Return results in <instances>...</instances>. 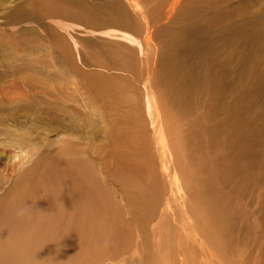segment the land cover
I'll return each mask as SVG.
<instances>
[{"label":"rangeland","instance_id":"obj_1","mask_svg":"<svg viewBox=\"0 0 264 264\" xmlns=\"http://www.w3.org/2000/svg\"><path fill=\"white\" fill-rule=\"evenodd\" d=\"M5 1L7 0H0V8L4 7L3 4ZM40 1L41 2H39V5L35 7L36 12L38 13L36 16H31V17H28L22 20H19V19L10 20L9 23H5V24H3L2 22H1L2 24L0 23V150H5V149L13 150V148H16V149L22 148L23 149L22 151L24 150L27 151V152L25 151L26 154L25 153L22 154V157L24 155L26 156L27 154L31 156V158L29 157V155H27L26 157L24 156L22 158L23 160L26 159V161L22 160L25 163L22 166H20V169L19 168L16 169L15 174L12 176L13 179L11 177V181L7 179L5 173H3L4 171L0 169V172H1L0 173V197H3L6 200L11 194H14L16 199L20 197L22 206L26 203V201L30 200L26 203V205H24L26 207L23 206L24 208H27V204L30 205L31 207L28 206L27 208L30 212H31V208L34 207L33 205H35V207L33 208L34 210L39 208L40 210L49 209L50 211L51 205L47 207V205H49L48 204L49 202H47V200L50 198L51 195L49 196L48 194H51V193L59 194L61 192L60 189H62V186L60 185V181L62 179L63 171L62 172L59 171V168L61 167L58 166V164L54 160L55 158H52L51 156L48 155L50 154L49 152L50 147L46 146L49 148L45 149L42 147L43 144L45 143L44 145H46L47 144L46 142L49 139L50 140L53 139V141H57L58 138H61L63 136L72 135L71 137H74V138L76 136L77 138H82L83 139L82 141L88 140L91 144L95 142L97 148L106 146L108 147L107 152H111L116 157L115 158L112 155L113 156L112 162L115 166L113 164H112L113 166L112 165H108V166L110 168L112 166V173L115 176V179L114 178L113 179L117 180V181H114V184L116 183L117 184L114 185L112 183L113 182L112 180L111 184L114 186V190L112 193L107 192L106 187H103L100 189V186H98V189L96 190L98 193L97 200H99V204L101 207V208L98 207L99 210H97V218H98L97 221L99 224L101 221L102 223L103 222L104 223L103 224L101 223L100 225H98L99 227L95 224V228L94 227L89 228L88 226H86L84 229L80 230L78 233H77L78 229L70 230L65 227H60L61 229L59 228L57 229V227H59V225L57 224H51L55 229L51 226L53 230L52 229H49V230L54 231L56 234H58V231L59 232L62 231L61 234L63 235L69 232L70 233L74 232L73 234L75 235L71 236V237H74L73 239L70 238L71 241L70 239L63 237L60 234L62 238L58 239V242L60 243L58 242L57 243L58 245L60 244L61 248L62 247L65 248V246L68 245L66 246V251L67 250L74 251L73 249L75 248L76 252L85 253L84 250L88 251L89 246L93 249H96L98 247V249L100 248L101 250H103L105 247L106 251H108L106 253V255L107 254L108 255L105 257H108L109 253H110L109 257H111L112 255L115 254V252H117V250L121 249L120 248L121 246L119 245V240L117 239L124 238V240L123 239L122 240L124 242L123 247L125 249H128L127 244H130L131 240H134L131 244L134 248H136L137 246V249H135L134 251L130 249L128 250H130V254L135 253L136 255L139 254V252L141 251V246L145 241H146L145 243H148V244L150 242L152 257L153 259H155V256L157 257V254H158L156 250L155 241L158 240L160 234H156V235L154 234L151 224L149 225L147 224L145 230L143 229L144 232H146V234L149 233V235L146 236L145 233H142L140 231L141 227L136 223L138 222L136 220H140L142 211L139 212L140 207L138 203L135 200H133L135 201L133 203V201L131 200V198L133 197L131 194L132 192H135V190L138 189L137 187L136 189L132 190V188L135 186V183L137 185V183H139L142 178H143V182L146 180L143 184L144 188L142 189V191L146 190L147 195L150 197V198H144L145 199L144 202L147 204V207H148V202L146 200L149 201L151 199L152 188L153 186L158 184V182L153 180V172H156V170L153 171L152 169V164H153L151 162L152 160L150 161V159L147 158L148 155H144L145 154L143 150L144 147L142 146L143 144L145 145V143L153 144V141L155 143V140L153 138V131L156 126V121L160 117V121L162 120V126H163L162 129L164 130L165 136H170L174 140L175 142L174 144L177 145L178 142H180V140H182L183 142H187L186 140L188 139V141L192 143L194 149L196 148L199 149L197 154L198 155L203 154V156L205 155L206 157V158L203 156L199 157L196 154L193 156V161L189 160L191 155H187L190 153H187V154L185 153L184 155L185 150H183V147L187 149L186 148L187 144L185 146H182L183 142L180 143V145H177L178 147L175 145L173 148L175 149L177 147L176 149L178 150L180 146L179 150L183 151L182 154L186 157L190 156L186 159V162H185L186 164L184 163L185 159L182 160L184 156L183 155H182L183 157L181 156L180 154L181 152L180 153L178 152L179 157L178 155L176 156L177 158L176 161L177 162L180 161L182 165H185V166H182V165L180 166L181 168L180 170L182 171L183 175L179 171L180 174L178 173V178L180 179L183 178L181 177L182 175V176H185L186 179H183L185 181H183L182 179L181 180L178 179V180H180L179 182H181L182 186L184 185L183 190L186 192L188 191L187 193L189 197L191 198L189 199H190V204H191V201H192V204L189 206L194 205V207L192 206L190 208L188 206V208L190 209L189 212L192 213V211H194V209H192L191 211V208H195L196 210L197 206L202 207L204 206L203 204L205 203L206 205L204 207L207 208V210L202 211L205 208L200 209V210L203 213L207 211V214L204 213V215L207 217L206 218L202 217V219L201 218L199 219L200 221L202 220L205 221L209 217L208 219L209 223H208V220L205 221V223H207V227L203 226L205 224V223L203 224V221H202V224H200L201 222L199 223V221L197 220L198 222L197 224L202 225V227L200 228V225L198 227V225L195 224L196 223L195 220L191 218L192 214L195 215V212L192 214L188 213L189 209L187 208L188 210L185 213L181 208H177V207L173 208L175 205L172 206V210L174 214L172 211H170L169 217L163 222V228L165 230V238L163 237L162 241H163V244L166 246L167 264H175V263L176 264H186V263L214 264L213 262L215 261L218 264H224V263L226 264H264V165L263 163H260L259 167H258L259 164L256 167H254V165H251L249 161L242 160L243 168L241 172V176H242L241 178V176L238 174L237 165L236 167H234V164L230 162L227 169L224 168V170L222 171L225 177H219L221 179L220 180L218 179V176L217 177L215 176V175H219L220 167H216L219 165L212 164L213 160H212V155L210 153L211 146L207 148V146H205L204 144V138L207 136L206 131H205L206 126L209 123L213 122V120L209 122L213 118H210L209 114L207 115V111L205 110L202 104L204 100H206V98L207 99L210 98L213 100L214 95L216 97L214 98V101L217 102V97H220L219 93H221L222 91H220L218 88H214L215 86H217V84L216 85L213 84L214 85L213 88H209L208 90H206L207 86L205 85V83H208L209 80H204L206 79L204 77L205 76L204 71L206 69L207 64L204 67L202 66L200 62L198 65H196V62L198 60L195 59V57L197 53H201L204 56L206 55V49L204 47V43L206 42L207 38L202 33L198 32L197 27H193L191 16L189 14H185L183 17H180L175 21L174 29L169 34L173 42L171 45L163 49L165 52L175 55V57H181L183 59H186L187 60L186 62H190V67H194V71L198 77H191L185 71L186 76L184 78L186 79V82L183 83V87L189 88L191 92L190 96L188 97L189 99L188 100L185 99L186 101H188V103L186 102L188 105L185 106L183 104L182 98H181L182 95L179 94L178 95L179 97L176 96L177 92L176 90H174L175 88L177 89L175 85L180 84L179 82L180 80H165L164 77H162L160 80H156L157 78L156 77L157 74H156L154 78L155 80L153 79L147 80L152 85V89L154 91V96H155V102L159 106V114H157L156 112L157 110H153V116L151 115L152 116L151 118L150 113H149V108L146 103L147 97L149 96L148 93H151V92L146 91V89L144 88V83L147 81L145 80V78H141L144 74L145 75L147 74V66L144 61L141 67L139 65V47L132 42L131 31L121 32L118 29L112 30L113 32H115V35H110V37L116 38L115 43L118 46L117 52L115 53L110 52L112 56L106 55L105 57H103L105 53H100L98 52V49H94L93 47H90L87 45L81 46V44H78V47L81 46L82 52L80 51V53H78L76 52L77 43L75 42V36L73 34H67V32L63 30V28L62 29L60 28V24H57L54 26V28L49 29L48 18H43V14H42L44 12H47L43 10V8H45L46 10H48V8L49 9L51 8L56 12V15L59 13L57 16L63 17V15L65 14L68 15L69 17L68 19L72 18L70 20H71V23L73 24L75 21L73 20V18L77 17L76 13H78V17H79V12L77 8H75L73 5H71L68 2H67L68 4L64 3L65 5H67L66 7L64 4L63 6L62 4L59 5V3L61 2L63 3V1H60V0L59 1L56 0L58 3L55 0H51V2L49 0L48 1L40 0ZM161 1L162 0H146L145 2L146 7L150 9V14L147 15L148 20L155 17ZM234 1L237 5L236 11L237 12L239 11L240 13L243 12L242 15L240 16L237 15V23L235 24L234 30L239 31V32L235 33V35L244 33L248 31L249 28H252V27H263L262 29H259L263 34L262 39L256 43L257 53L255 54V59L258 60L260 56L259 54L264 53V10L262 9V6H261V2H263L264 0H260L261 2L259 0H250V2H247L245 0L243 1L234 0ZM238 1L240 3H237ZM44 2H47L48 4ZM55 2L57 3L58 7L57 5H54L56 4ZM224 3H226V6H234L233 5L234 2L232 3V0H224ZM245 3H247L248 6H246L247 4ZM240 4H241V7L242 6L244 7L240 8ZM201 5H202V2L195 0L193 3L192 12L198 9ZM238 5H239V8H238ZM245 7L249 9L246 10ZM206 8L209 9L210 7L207 5ZM244 10L247 14L244 13ZM249 12L250 13L254 12V14L252 16H249L248 15ZM231 19L227 18L225 20V23L227 20H231ZM36 20L37 22H35ZM68 22L70 21L68 20ZM227 26H233V24L230 23V21H228ZM200 28L205 31L210 30L211 35L213 37L220 36V38H227L228 36L231 35L228 33L223 34V32L218 33V32L213 31L212 29L214 28V26H213L212 21L209 18H205V22L203 20V22L200 23ZM242 30H244V32ZM50 37H53V38H50ZM242 38L243 40L241 42V47H248L250 44V34L244 35ZM62 41H64V43ZM150 43H151V40H150ZM65 46L67 47L69 46L68 47L69 52L72 50L74 53V57H76V54L80 55L81 53H82L81 56L89 55L91 59L93 57H99L97 60L94 61L97 64V66L95 67L93 65L89 67L85 65L84 62L82 63L80 59L78 60L77 57L76 59H74L73 57L68 56L67 55L68 53L64 51ZM132 50L134 52V56H132ZM144 50H146V46H144ZM144 50L142 52V55H145ZM232 53H233V50L231 49V47L228 45H224L221 47V49L218 51L215 57L219 60L226 61L228 60L229 55ZM113 54H118L120 58L114 57ZM187 54L189 55L188 57H187ZM212 55H215V54L211 53V56ZM231 59L233 61L235 59V55ZM252 61L255 62L254 59H252ZM262 62H263V65L260 68V71L264 73V59L262 60ZM142 68H143L144 74L140 77L139 74ZM107 69H111V72L110 70H107ZM253 73H254V69L245 74L238 75L237 78L239 81L235 82V80H233L237 84L238 91L240 89V91L245 93V91L247 90V87L253 89L251 92L253 96H251V99H250V102L252 100L253 104H251L252 102L251 103L249 102V98L247 99V103L251 104L253 108L250 109L251 105L250 106L245 105L244 107L246 110L242 108L240 113L231 112V115L228 116V118L230 117L235 118V119L239 118L238 122H236V125L240 124L241 120L243 121V123L240 124L239 131H232L233 128L229 129V124H227L228 130L227 131L224 130V132L227 134L226 136H222V139H221V155L222 156H224L228 151H229L228 153H231V154L234 153L233 151H239L240 148L238 144L237 145L232 144L231 146V142L239 141V139L237 140V137L239 135L242 137L243 135L246 134L247 137L253 139V134L255 133L254 135H256V137L259 138L261 141L260 136L264 132V125L262 126V124H264V100L261 101L264 98V84L262 86L258 85L256 87L254 85L247 86L249 80H251L253 76ZM86 74H89L90 76ZM192 79H195V83L190 85L187 81L192 80ZM202 81L204 84L202 83ZM211 81L213 82L214 80H211ZM63 83H66L68 84L70 88H73L72 89L73 93L77 92V94H80L81 100L79 102V105L81 107L85 105L89 109H91L93 105H97V109H98V110L96 109L97 117H95L91 132H90V129L88 130V128H85L86 126L82 127L80 125H78L76 129L73 130L75 132H73L72 130L66 131V132H60L58 134L60 137L56 135V132H48L49 130H47V125L41 117L43 114V108H41L40 105L37 106L34 102H38L37 98L41 99L40 97L46 94V86L48 84H58L59 85ZM160 87L163 89H161ZM211 90H213L214 92ZM208 91H209V94H208ZM216 91L219 93H217ZM225 91L223 90L222 92L223 96H221V98H224V96H226V98L230 99L231 98V96L229 95L230 93L225 92ZM60 94L61 95H59L60 96L59 100H62L64 98L63 97L64 94L62 92H60ZM25 97H27L26 100L22 101L25 99ZM30 99H33V100H30ZM24 103H26L28 106L30 104V106L27 107V105L25 106ZM192 103L196 105L194 106L192 105ZM218 104H221V103H218ZM21 105H22V108H21ZM104 106L107 108V110L109 109L108 115L110 114L111 117L113 118L112 123L107 122L106 119L102 116L103 114L100 112V108ZM197 106L199 107L197 108ZM25 107L27 109H24ZM56 107L59 108L60 103H57ZM219 108L220 107H218L217 109ZM243 109H244L245 114L242 112ZM197 111H200V112L198 113ZM200 114H203V115L200 116ZM215 114L216 116L218 115V113L216 112ZM205 115L207 116L205 117ZM252 115H254V117H252ZM250 118L251 120L255 119L256 123L258 121V124H256L254 120L253 122L255 124L251 125L250 123L249 126H250V129H252L251 134L248 133L249 132L248 130L244 129V127H246L244 121L245 120L248 121V119L250 121ZM205 120H207V122H205ZM108 121H110V119H108ZM78 123L82 125L86 123L84 116H80L78 118ZM257 127L261 130V134H260V130ZM89 134L91 135L93 134L91 136L92 138L90 137ZM86 135L88 137H86ZM143 135L145 136L143 137ZM191 136L193 138L194 137L196 138L193 139ZM230 136L231 138L233 137L232 138L233 140H231ZM235 138L236 140H234ZM21 139H24V140H21ZM194 140H196L195 143H194ZM23 141L25 142V144ZM16 142L22 143L23 145H26L27 143V145L23 146L19 144L20 146H18V143L16 144ZM29 143H31L30 144L31 146H29ZM184 144L185 143H183V145ZM56 147H58V145ZM28 148H29V152H28ZM138 150H139V154H138ZM195 151L197 152V150ZM125 152H126V155H125ZM32 153H34V155ZM151 153L155 156L156 158L155 160H157L156 163L160 165V161L157 158V156L153 152ZM27 157L29 158L30 161L27 159ZM106 157H107V154L105 153V159H108ZM113 159L116 161H113ZM204 159H207V161L205 160V162H201V160L203 161ZM136 160H138L139 162L138 161L136 162ZM209 160L211 162H209L208 164ZM260 160H262V157L260 158ZM149 161H150V165H149ZM189 161L190 163H188ZM180 162L178 163L179 165H180ZM141 164H142V167H141ZM118 166L120 167L119 170L117 168ZM188 166L189 168H187ZM201 167H203L202 169H204L205 167H207L208 169L207 170L204 169L205 171L204 172L199 169ZM212 167L218 169L217 174L216 172H214L215 175H213L214 173H213ZM195 169L198 171L200 170L199 173L198 171L194 172ZM53 170H55V172ZM96 172H97L98 178H102L105 175L106 176L108 175L106 174L107 171H103L102 173L100 170H97ZM232 172H235L234 176L230 175ZM196 173L198 174V176L199 175L201 176L199 177L196 176L197 175ZM205 173L207 174V176H205L206 175ZM136 174L141 175L140 178L141 177L142 178L137 180L135 176ZM122 176H124V178ZM211 176L217 179H212ZM209 178L212 179L211 182L209 181L210 180ZM198 179L200 181L205 180V183L202 185V189H203V186L205 185L204 190H201V186L200 188H197L198 190L200 189L203 192L202 196H201V193L199 194L200 190L197 191L196 189V186H197L196 182L197 183L200 182ZM160 180L161 181L158 184L160 185L159 188L161 190L160 191V203L157 208V211L154 214V216H152L148 210L147 214L143 216L144 218H146L147 216L153 217L154 222H158L157 220L160 218L159 214L164 208V205H163L164 198L168 197L171 194V187H170L169 182L163 181L162 179ZM206 180L209 181L210 183L209 182L206 183ZM216 180L219 183H217ZM191 181L192 182L195 181L194 182L195 184L193 183L194 186L192 183H190ZM165 182H167V185H166L168 186L167 188L165 186L166 184ZM118 184L120 186H117ZM187 184L189 186L191 184L192 188H190ZM206 184L207 185L209 184V185L207 186ZM71 186H73V184ZM67 187L68 185L66 186V189ZM187 187H189V190ZM117 188L120 189L119 192ZM161 188H164V189H161ZM193 188H195V190H193L192 192ZM66 189L64 190L65 192H66ZM165 190L168 191V193L165 192ZM116 192H118V194ZM127 194H129V197L127 196ZM195 195H197V197ZM22 196L24 197V199L22 198ZM46 196L48 197V199H46L47 198ZM203 196L205 197L204 199H203ZM215 196H218L219 199L217 200L218 197H215ZM121 197H124L125 200L124 199L123 200L127 203L126 205L127 207L124 206L123 200ZM192 197L193 198L195 197V199H193ZM200 197L201 199H203V201L199 199ZM212 197L215 199V201H218L220 206H218L219 204H216L215 201L213 202L214 199ZM21 198L23 199V202ZM197 198L198 200H196ZM129 203H130V206H129ZM213 203H215V205H213ZM211 204L212 206L210 207ZM134 206H136L137 208ZM215 206L220 207V209H218V207L215 209L214 208ZM131 207H134L135 209H133V211H136V212L133 213ZM209 208L212 209L210 211L213 212V215H211L213 217L209 216V213H210V211L208 210ZM130 209H131L130 212H132L133 214L129 212ZM137 209H138L139 214H137ZM214 209L215 211H217L218 209L217 214L219 213L218 216L221 217L222 219L218 218L217 215L214 214L215 212ZM44 210H41V211L45 213ZM196 211H199V208ZM176 212H179L180 216L178 215V213L176 215L175 214ZM203 213L201 214L197 213V214L204 216L202 215ZM200 215L199 217H201ZM197 217L198 216L196 215L195 218ZM214 217L215 218L217 217V219H219L217 223L220 221V219H221V222L223 223L221 224L219 222L217 224L216 222H214L216 221V219L213 220ZM123 218H125V220H123ZM211 221H212V224L215 223L213 225L214 228L212 227V225L211 227L209 225L211 224L210 223ZM117 223L121 224V226H119L121 228H118ZM193 223H194V226H193ZM169 224H173L171 225L173 227L172 228L173 230L169 228L171 227L169 226ZM215 225L217 227H220L221 225V230L219 231L217 227H215ZM203 227L206 229L208 228L207 231L213 232V235L215 238L212 237L213 235H210L212 239L209 237L212 240L211 243L213 244L210 243V240L207 236L209 234L208 232L206 233V229H203L205 230V233L201 232V229ZM92 228H94L95 230L93 229V231L91 232L90 229ZM156 228L158 229V226H156ZM180 228L184 230V232L182 231L183 232L182 234H181ZM98 229H99V234L101 238L99 236L96 238V241L98 242L96 244L95 237H92V235L97 236ZM118 229L123 230L125 233L127 230L128 238H126V235L124 233H121L120 231L116 233L115 231ZM198 229L200 231L199 236H202L205 240L206 238H208L207 241H209L210 245H212V248H215L216 251L213 250L209 246V244L208 245L203 244L204 249L199 248L200 247L199 243L201 240L203 243H208L207 241H204L202 237H198V242H199L198 244L197 242H193L186 237V232H192L193 230L198 231ZM170 230L173 233H170L169 232ZM175 231L178 234H174L176 233ZM139 232H140V235L143 234L145 237L143 238V236L138 235ZM214 232H216L215 233L216 235L217 233L221 232V235H219L221 239L218 238V236H215ZM107 234L109 235V237ZM133 234H136L137 236L135 235L134 237ZM170 234L176 235L177 239L179 240H175L176 239L175 236H174L175 237L174 240L178 242L180 241V243L178 244L175 242L174 244V241L172 238L173 236ZM180 235H183V237ZM75 236L79 238L76 237L75 239ZM147 238H150V239H147ZM232 238L234 239L232 240ZM216 239H220L222 242L218 240H217L218 242H216ZM87 240L89 243L87 242ZM213 240L215 241V243ZM64 241L66 242L64 243ZM91 241H93L92 242L93 245L92 243L91 245H89ZM183 241L185 242L183 243ZM71 242L73 243V245L71 244ZM106 242L108 244H106ZM181 242L183 244L182 246H185L183 248H180L182 252L179 250V247H181ZM193 244L197 245L194 247V248L197 247L195 249V252H194V248L191 250V247L193 246ZM173 245H176L178 247V248L176 247L178 250L176 248L174 249L176 250V252L172 251ZM188 245H191L190 248ZM80 246L81 247L84 246L82 247L84 250L80 248ZM78 247H79V250H78ZM196 250L198 252H196ZM206 251H207V254H206ZM64 252L65 251H63V253ZM112 252H114V254ZM174 253H176V256ZM185 253L187 254L189 253V254L187 255ZM197 253L198 254L200 253L201 255L199 254L200 256H198ZM173 255H174V258H173ZM189 255L191 257H189ZM206 255H209V256H206ZM182 257L183 259H181ZM195 257L197 258L198 262L196 261ZM188 258L190 261L195 260L197 263L189 262V260L187 262L186 260ZM192 258L193 259L195 258V259L192 260ZM111 259L109 260L110 261L109 263L113 264L114 262L112 261L114 260V258L112 257ZM212 259H214L215 261L214 260L212 261ZM220 259H222L224 262ZM104 264H106V262Z\"/></svg>","mask_w":264,"mask_h":264},{"label":"bare ground","instance_id":"obj_2","mask_svg":"<svg viewBox=\"0 0 264 264\" xmlns=\"http://www.w3.org/2000/svg\"><path fill=\"white\" fill-rule=\"evenodd\" d=\"M7 1L4 2V4H3L4 7L0 8V23L2 22L3 24L9 23L10 20H17V19L22 20V19H25V18H28L31 16H36L38 13L36 12L35 7L37 5H39V2H41L40 0H7ZM49 1L51 2V0H49ZM57 1H59V0H57ZM60 1H63V3L61 2V3H59V5L62 4V6H63L64 3L68 2L71 5H73L75 8H77V10L79 12V17H78V13H76L77 17L73 18V20H75L74 23L73 24L71 23L70 19H72V18L68 19L69 17L66 14L63 15V17L57 16L59 13L56 15V12L51 8L50 9L48 8V10L43 8V10L47 11V12L42 13L43 18H48L49 29L54 28V26L57 24H60V28L61 29L63 28V30L66 31L67 34H73L75 36V42L77 43L76 52L80 53V51L82 50L81 46L87 45V46L93 47L94 49H98V52H100V53H105V55L103 57H105L106 55L112 56L111 53L117 52V48H118L117 44L115 43L116 38L110 37V35H115V32H113L112 30L118 29L121 32L131 31L132 42L139 47V65L141 67L143 65V61H144L146 66H147V74L146 75L144 74V71L142 68L139 76L141 77L144 74L141 78H145L146 81L151 80V79L155 80L154 78H155L156 74H157L156 80H160L162 77H164L165 80H180L179 81L180 84L176 83L177 85H175V86L177 87V89L175 88L174 90H176V92H177L176 96H178L179 94L182 95V97H181L182 102L185 106L188 105L187 104L188 101H186L185 99L188 100L189 99L188 97L190 96V93H191L189 88L183 87V83L186 82V79L184 78L186 76L185 71L191 77H198V76L196 75V73L194 71V67H190V62H186L187 60L183 59L181 57H175V55H173L171 53H167L163 49H165L167 46L171 45L173 42L172 39L170 38L169 34L174 29L175 21L178 18L183 17L185 14H189L191 16V21H192L193 27H197L198 32L202 33L207 38L206 42L204 43V47L206 49V55L204 56L201 53H197V55L195 57V59L198 60L196 62V65H198L199 62L202 64L203 67L207 64L206 69L204 71L205 72L204 77L206 78L204 80H209L208 83H205V85L207 86L206 90H208L209 88H213V86L217 84V86H215L214 88H218L222 92H223V90L225 91V89H226L225 92L230 93L229 95L231 96L230 99L226 98V96H224V98H221V96H223V93L221 92L222 93L221 94V93L217 92L218 91L217 90L216 92L220 94L219 95L220 97H217V102L221 103V104H218L216 101H214V98H216L215 95L213 97V100L210 98H208V99L206 98V100H204L203 104L201 103L203 105V107L205 108V110L207 111V115L209 114L210 115L209 117L213 118L210 121L208 120L209 122H211L213 120V122L209 123L206 126L205 131H206L207 136L204 138L205 146H207V148H209L211 146L210 153L212 155V160H213L212 164L213 165H219L216 167H220L221 173L219 172V175H215V173H214V172H216V174H217L218 169L212 167V170L214 173L213 175H215L216 177L218 176V179H220L219 177H225L223 175L222 171L224 170V168L227 169L230 162H232L234 164V167H236V165H237L238 174L240 176H241V172H242V168H243L242 167V160L243 161H249L251 165H254V167H256L258 164H259L258 165V167H259L260 163H263V165H264V132L260 136L261 141L259 138L256 137V135H254L255 133L253 134V139L247 137L246 134L243 135L242 137L239 135L238 136L239 138L237 137V140L239 139V141L231 142V146H232V144L233 145H237V144L239 145V148H240L239 151H233L234 152L233 154L228 153L229 152L228 151L224 156L221 155V139H222V136H226V134H227L224 132V130H226V131L228 130L227 124H229V129L233 128L232 131H239V126L241 123H243V121L241 120L240 124L237 123L238 125H236V122H238L239 118H236V119L232 118V117L228 118V116L231 115V112L232 113H240L242 108L245 109V107H244L245 105L250 106L251 104H253L252 100H251L252 103L250 102L251 96H253V94L251 93L253 89L247 87V90L245 91V93L240 91V89L238 91L237 84L235 83V82L239 81L237 78L238 75L245 74V73L250 72L251 70L254 69L253 76H252L251 80H249L247 86L248 85H254L256 87L258 85L262 86L264 84V73H262L260 71V68L263 65L262 60L264 59V53L259 54L260 56H259L258 60L255 59V54L257 53L256 43L262 39V35H263L259 29H262L263 27H252V28H249V30L246 32H244V30H242L244 33H240V34L235 35V33L239 32V31L234 30L235 24L237 23V15L240 16L243 14V12L240 13L239 11L238 12L236 11L237 5H236L234 0H232V3L234 2V4H233L234 6H226V3H224V0H198V1L202 2V5L198 9H196L194 12H192V8H193V3L195 0H162L155 17L151 18L150 20L147 19V15L150 14V9L146 7V4H145L146 0H60ZM245 1L250 2V0H245ZM44 3H47V2H44ZM57 3L54 5H57ZM237 3H240V2L238 1ZM245 4H247V3H245ZM207 5L210 7L209 9L206 8ZM66 6L67 5H65V7ZM246 6H248V4ZM261 6H262V9L264 10V1L261 2ZM57 7H58V5H57ZM242 7H244V6H242ZM242 7L240 4V8H242ZM238 8H239V5H238ZM247 9H249V8H246V10ZM241 10H243V9H241ZM250 10H252V9H250ZM244 13L247 14L245 12V10H244ZM253 14H254V12L248 13L249 16H252ZM55 15H56V17H55ZM58 18H60V19H58ZM205 18H209L212 21L213 26H214V28L212 29L213 31L218 32V33L223 32V34L228 33L231 35L228 36L227 38H220V36L213 37L211 35L210 30L209 31L202 30L200 28V23H202L203 20L205 22ZM227 18H230V19L232 18V19L227 20L225 23V20ZM68 20L70 22H68ZM228 21H230V23H232L233 26H227ZM32 22H34V21H32ZM35 22H37V20ZM249 34H250L249 46L248 47H241V42L243 40L242 37L244 35H249ZM50 38H53V37H50ZM150 40H151V43H150ZM62 42L64 43V41H62ZM53 44H54V42H53ZM78 44H81V46L78 47ZM224 45L230 46L231 49L233 50V53L229 55L228 60H226V61L219 60L215 57L216 54L218 53V51ZM144 46H146V50H144ZM159 46H161V47H159ZM68 47L65 46V48H64V51H66L68 53L67 54L68 56H71L74 59H76V57H77L78 60L80 59L82 63L84 62V64L89 66V67L93 66V65L95 67L97 66V64L94 61L97 60L99 57H93L91 59V57L89 55H87V56L82 55L84 58V60H83V58L81 56L82 53L80 55L76 54V57H74L73 51L70 48L71 51L69 52ZM143 50L145 52V55H142ZM211 53L215 54V55L211 56ZM234 55H235V59L232 61L231 58ZM113 56L120 58V56L118 54H113ZM132 56H134L133 50H132ZM188 56L189 55L187 54V57ZM252 59H254L255 62H253ZM107 70H110V72H111V69H107ZM86 75L90 76L89 74H86ZM233 76H234V78H233ZM211 80H214V81L212 82ZM233 80H235V82ZM187 82L191 85V84L195 83V79L188 80ZM196 83H198V82H196ZM202 83H203V81H202ZM144 88L146 89V91L151 92V93H148L149 96L147 97V101H146L147 106L149 108L150 116L151 115L153 116V110H157L156 112H157V114H159V106L155 102L154 91L152 89L151 83L149 81L145 82ZM72 89L73 88H70L68 86V84H66V83L59 84V85L58 84H48L46 86V94L44 96H41L40 97L41 99L37 98L38 102H34L37 106L40 105L41 108H43V114H42V116L41 115L40 116L42 117L43 121H45V123L47 125V130H49L48 132H56L57 136H59L58 134L60 132L75 130L78 125H80L82 127L86 126L85 128H88V130L90 129V132H91L92 131L91 129L93 128L95 117H97L96 116L97 115V113H96L97 105H93L91 107V109H89L85 105H83V107H81L79 105V102L81 100V96H80V94H77V92L73 93ZM161 89H163V88H161ZM211 91H213V90H211ZM60 92H62L64 94L63 95L64 98L62 100H59V97H60L59 95H61ZM225 92H224V94H225ZM217 93H215V94H217ZM208 94H209V91H208ZM26 98L27 97H25V99L22 101H25ZM248 98H249V102L251 104L247 103ZM30 100H33V99H30ZM263 100H264V98L261 101H263ZM28 102H30V101H28ZM190 102H189V104H190ZM1 103H2V101H1ZM26 103H24L25 106L27 105ZM57 103H60L59 108L56 107ZM107 105H109V104H107ZM192 105H194V104L192 103ZM29 106H30V104H29ZM29 106L27 105V107H29ZM199 106H197V108ZM31 107H33V106H31ZM218 107H220V108L217 109ZM21 108H22V105H21ZM251 108H253L252 105H251L250 109ZM24 109H27V108L25 107ZM244 109L242 111L243 113H244ZM100 112L103 114V115L102 114L101 115L106 119L107 122L112 123L113 118L111 117L110 114L108 115L109 109L107 110V108L104 106V107L100 108ZM197 112L199 113L200 111H197ZM215 112L218 113L217 116H216ZM201 115H203V114H200V116ZM207 115H205V117ZM80 116H84V118L86 120V123L84 125L78 123V118ZM152 116H151V118H152ZM244 117H246V116H244ZM252 117H254V115H252ZM108 119H110V121H108ZM207 119H209V118H207ZM253 120L255 122V119H253ZM253 120H251V118H250V121H249V119H248V121L247 120L244 121L245 126H246V127H244V129L248 130L249 131L248 133H250V134L252 133V129H250V126H249L250 123H251V125L256 123V122L254 123ZM256 120H257V118H256ZM205 122H207V120H205ZM256 124H258V121ZM261 124H262V122H261ZM263 125L264 124H262V126ZM162 127H163L162 126V120L160 121V117H159V119H157V121H156V126H155V129L153 131V138L155 140V143L153 141V144L152 143L151 144L145 143V145L143 144V146H142V147H144L143 148L144 153H145L144 155H148L147 158H149L150 161L152 160L151 162L153 163L152 164L153 171L156 170V172H153V180L158 182V184L161 181L160 179H162L163 181H168L170 184V187H171V194L168 197L164 198V204H163L164 208L159 214L160 218L157 220L158 222H154L153 217H151V216H147L146 218H144L143 216L145 214H147L148 210L152 216H154V214L156 213L157 208H158L159 203H160V191H161L159 188L160 185L156 184L155 186H153L151 199L149 201L146 200L148 202V207H147V204L144 202V200H145L144 198H150V197L147 195L146 190L142 191V189L144 188L143 184L146 180L143 182V178L142 177H141L142 179L140 178L141 175L136 174L135 176H136L137 180H139V179H141V180L139 183H137V185L135 183L136 187L134 186L135 188L133 187L132 190L136 189L137 187H138V189L135 190V192H132V194H131L133 196L131 198V200L132 201L135 200L140 207L139 212L142 211L141 216H140V220H136V221H138L136 223L141 227L140 231L142 233L146 234V232H144V230H145L147 224L148 225L151 224L152 229L154 231V234L155 235L160 234L158 240L155 241L156 250L158 253L157 257L155 256V259H153V257H152L150 242L148 244V243H145L146 241L145 242L143 241L144 243L141 246V251L138 250V251H140L139 254H137V255L135 253L130 254V250L134 251L135 249H137V246H136V248H134L131 244L134 240H131L130 244H127L128 249H130V250L125 249L123 247L124 246V242H123L124 238H122L121 236L120 237L123 240L120 238L117 239V240H119V245L121 246L120 247L121 249L117 250V252H115V254H114V252H112L114 255H112L111 257H109L110 253H109L108 257H105L108 255V254L106 255V253L108 251H106L105 247L103 250H101L100 248L98 249V247L96 249H93L89 246V250L87 251V250H84L82 248L84 246H82V247L80 246V248H82L85 251V253H80V252H76L75 248L73 249L74 251H72V250L66 251V246H68L66 244H65L66 245L65 248H63V247L61 248L60 244L58 245V243H60V242H58V239H61L62 236L67 238V239H70V238L73 239L74 237H71V236L75 235V234H73L74 232L73 233L69 232V233H66L63 235V234H61L62 231H60V232L58 231V234H56L54 231L49 230V229L53 230V228H54L51 224L59 225V227H57V229L58 228L61 229L60 227H65V228L70 229V230L71 229H78L77 233L80 230L84 229L86 226H88L89 228L90 227L95 228V224L97 226L100 225L102 223V221L100 222V224L97 221V219H98L97 218V210H99L98 207H100V204H99V200H97L98 193L96 190L98 189V186H100V189L103 187H106L107 192L112 193L114 190V186L111 184V182L113 180L112 183L114 184V181H117V180H114L115 176L112 173V166L114 165L112 162V157L114 155L111 152H107L108 147L102 146L101 148H97L94 140H93L94 143L92 142L93 144H91L88 140L82 141L83 140L82 138H77V136L74 138V137H71L72 135H69V136H63L61 138H58L57 141H53V139H51V140L49 139L46 142L47 144L44 145L45 144L44 143L42 146L45 149L50 147V149H49L50 154H48V155L51 156L52 158H55L54 160L56 161L58 166L61 167V168H59V171H61V172L63 171V174L61 173L62 179L60 181V185L62 186V189H60L61 192L59 194H54V193L48 194L49 196L50 195L52 196V197L50 196L49 199L47 197L48 195L46 196L47 197L46 199H48L47 202H49L48 203L49 205H47V207H49L51 205L50 211H49V209H47L48 211L41 209V210H44L45 213H43V211H41L39 208L34 210L33 208L35 207V205H33L34 207L31 208V212H30L27 209L28 206L31 207L30 205L27 204V208H24V207H26L24 205H26V203L30 200L26 201V203L23 205L24 206L23 207L21 205L20 197L17 198L18 199L17 200L14 194H11L6 200L3 197H0V264H104L105 262H106V264H110L109 260L112 257L114 258V260L112 261V262H114L113 264H167L166 246L163 244V241H162V238L163 237L165 238V230L163 228V222L169 217L170 211L173 212L172 206L175 205L173 208H175V207L181 208L186 213L187 210L192 206L194 207V205L189 206L192 204V201L190 204L191 198L189 197V195L187 193L188 191L186 192L183 190L184 185L182 186L181 182H179L181 179L182 180L186 179L185 176H182L183 173L180 170L181 169L180 166L182 165V163L180 161H178V162L176 161V159H177L176 156L178 155V152L179 153L181 152L180 153L181 156L183 155L182 154L183 151L179 150L180 146H179L178 150L176 149L178 147L177 145H180V143H182L183 141L180 140V142H178L177 145L174 144L175 142L170 136H165L164 130L162 129ZM77 130H76V132H77ZM88 130H86V131H88ZM73 132H75V131H73ZM221 133H222V135H221ZM260 134H261V130H260ZM75 135H77V134H75ZM89 135L91 137L93 134L92 135L89 134ZM144 136L145 135H143V137ZM23 137H25V136H23ZM86 137H88V136L86 135ZM195 138L196 137H194L193 139H195ZM230 138H231V136H230ZM232 138H231V140H233ZM21 140H24V139H21ZM234 140H236V138ZM186 141L187 142H183V143H185L184 145L182 143V146H185L187 144L186 148L188 149L187 150V149H185V147H183V150H185L184 155H185V153L186 154L190 153L187 155H191V157L190 156H188V157H190L189 160L193 161V156L198 153L199 149H197V148L194 149L192 143L189 142L188 139ZM195 141L196 140H194V143H195ZM17 143H18V146H20L19 144L23 145L22 143L16 142V144ZM24 144H25V142H24ZM30 144L31 143H29V146H31ZM136 144H137V142H136ZM26 145H27V143H26ZM26 145H23V146H26ZM57 145H58V147H56ZM175 145L177 146L175 148L176 150L173 149ZM46 146H49V147H46ZM195 147H196V145H195ZM25 149H27V148H25ZM22 150H23L22 148L21 149L13 148V150L12 149L11 150H6V149L0 150V169H2L4 171L3 173H5L7 179L10 181H11V177L15 174L16 169L17 168L20 169V166H22L25 163L23 161H26V159H24V160L22 159L25 156L24 155L22 157V154H24L26 150H24V151H22ZM195 150H197V152ZM46 151H48V150H46ZM28 152H29V148H28ZM151 152H153L157 156V158L160 161V165L158 163H156L157 160H155L156 158ZM44 153H45V151H44ZM105 153L107 154L106 158H108V159H105ZM32 154L34 155V153H32ZM138 154H139V150H138ZM27 155H29V154H27ZM125 155H126V152H125ZM198 156L199 157L203 156V154L202 155L200 154ZM29 157L31 158L30 155H29ZM178 157H179V155H178ZM185 157L186 156H184L182 159V160L185 159L184 163L186 162V159L188 158V157H186V158ZM203 157H205V155ZM261 157H262V160H260ZM27 159L29 160L28 157H27ZM119 160H121V159H119ZM205 160L207 161V159H204L203 161L201 160V162H205ZM113 161H116V160L113 159ZM137 161L138 160H136V162ZM150 161H149V165H150ZM179 162H180V165L178 164ZM209 162H211V161L209 160L208 164H209ZM188 163H190V161ZM136 164H138V163H136ZM202 164H204V163H202ZM108 165H112L111 168ZM139 165H140V163H139ZM182 166H185V165H182ZM207 166H209V165H207ZM141 167H142V164H141ZM48 168H49V166H48ZM117 168L119 170L120 167L118 166ZM187 168H189V166ZM187 168H186V170H187ZM202 168L203 167H201L199 169L201 171H204V169H206V170L208 169L207 167H205L204 169H202ZM121 169H122V167H121ZM30 170H31V168H30ZM97 170H100L102 173H103V171H107L106 174H108V175L107 176L105 175L106 177L104 176L102 178H98V175L96 172ZM150 170H149V172H150ZM18 171H20V170H18ZM53 171L55 172V170H53ZM179 171L182 173L181 177H183V178H181V179L178 178V173L180 174ZM195 171H198V170L195 169L194 172ZM199 171H198V173H199ZM258 171H259V169H258ZM236 172H237V170H236ZM234 173L235 172H232L230 175L234 176ZM190 174H191V172H190ZM202 174H203V172H202ZM196 176H198V174ZM199 176H201V175H199ZM205 176H207V174ZM244 176H246V175H244ZM122 177L124 178V176H122ZM150 177H152V176H150ZM148 178H149V176H148ZM241 178H242V176H241ZM12 179H13V177H12ZM145 179H147V178H145ZM178 179H180V180H178ZM203 179H205V178H203ZM212 179H217V178L212 177ZM212 179H210L209 181L211 182ZM207 180H206V183L209 182ZM183 181H185V180H183ZM213 181H215V180H213ZM3 182H5V181H3ZM194 182L195 181H193V182L191 181L190 183L193 184ZM165 183H166L165 184V186H166L167 182H165ZM188 183H189V181H188ZM198 183L201 185H199ZM198 183L196 182V185H197L196 189L200 188V186H201V190H204L205 185L203 186V189H202V185L205 183V180L204 181L202 180ZM217 183H219V182L217 181ZM72 184H73V186H71ZM116 184H114V185H116ZM183 184H185V183H183ZM194 184H193V186H194ZM56 185H58V184H56ZM67 185H68V187L66 189ZM117 186H120V185L118 184ZM162 187H163V185H162ZM167 187L168 186H166V188ZM189 187L192 188V185L190 184ZM189 187H187L188 190H189ZM51 189H52V187H51ZM65 189H66V192L64 191ZM161 189H164V188H161ZM119 190L120 189H118V192H119ZM166 190H165V192L168 193L169 189H168V191H166ZM185 190H186V188H185ZM193 190H195V188L192 189V192H193ZM199 190L197 189V191H199ZM201 190H200L199 194L201 193V196H202L203 192ZM126 191H128V190H126ZM118 192H116V193L118 194ZM7 194H9V193H7ZM4 195H6V194H4ZM122 196H123V194H122ZM127 196L129 197V194H127ZM195 196L197 197V195H195ZM215 197H218V196H215ZM22 198L24 199L23 196H22ZM121 198H122V200L124 199V197H121ZM204 198L205 197L203 196V199ZM23 199H22V202H23ZM38 199H40V198H38ZM193 199H195V197ZM199 199L201 201H203V199H201V197ZM218 199H219V197L217 198V200ZM124 200H123V204L125 207H127L126 206L127 203ZM196 200H198V198ZM200 200H199V202H200ZM135 201H133V203ZM214 201H215V199L213 200V202ZM215 202H216V204H219L218 201H215ZM31 205H32V203H31ZM203 205L205 206L206 204L204 203ZM213 205H215V203H213ZM129 206H130V203H129ZM188 206H189V208H188ZM204 206H202V207L197 206L199 208V211H196V210H198L197 207H196V210H195V208H191V211H192V209H194V211H192V213L195 212V215L192 214L191 212H189L190 209L188 210V213H191L192 216H194V217L191 216V218L195 220V222H196L195 224L198 223L197 220L199 221V223L201 222L200 224H202L203 220L200 221L199 218L202 219V217L203 218L207 217L204 215V213L207 214V211L204 213L202 212V211L207 210V208H205ZM211 206H212V204L210 205V207ZM218 206H220V204ZM218 206H215L214 208L216 209ZM134 207H136V206H134ZM134 207H131L132 211H133V209H135ZM237 207H239V206H237ZM42 208H44V207H42ZM203 208H205V209L201 211L200 209H203ZM131 209L129 210V212L131 211ZM215 209H214V211H215ZM218 209H220V207H218ZM218 209H217V211L214 212V214H216L218 218H221L218 216L219 213L217 214ZM38 210H40V211H38ZM208 210L210 211L212 209L209 208ZM134 212H136V211H133V213ZM130 213H132V212H130ZM177 213H178V215L180 214L179 212H176L175 214L177 215ZM197 213H200V214L203 213L202 215H204V216H201L200 214H197ZM210 213H209V216L213 215L212 211H210ZM137 214H139L138 209H137ZM173 214H174V212H173ZM176 215H175V217H176ZM196 215L198 216L197 218H195ZM199 215L201 217H199ZM131 217H133V216H131ZM211 217H213V216H211ZM217 217L213 218V220L216 219V221H214L216 223L219 220V219H217ZM178 218H176V219H178ZM208 219H209V217H208ZM221 219L219 222L222 224L223 222H221ZM123 220H125V218H123ZM207 220H205V221H207ZM211 220H212V218H211ZM205 221H203V224L205 223ZM208 223H209V220H208ZM210 223H211V224H209L210 227H211V225L213 227V225L215 224V223L212 224V221ZM117 224H118V228H121V227H119V226H121V224L120 223H117ZM200 224H197L198 227ZM205 224L203 226L207 227V223H205ZM171 225H173V224H169V226H171ZM216 225H215V227H217ZM156 226H158V229L156 228ZM193 226H194V223H193ZM201 227H202V225H200V228ZM94 228L90 229L91 232L93 231ZM169 228L172 229L173 227L171 226ZM57 229H56V231H57ZM180 229H179V231H180ZM195 229H197V228H195ZM203 229H206V228L203 227L201 229V232L205 233V230H203ZM217 229L220 231L221 225H220V227H217ZM207 230H208V228L206 229V233L208 232L209 235H207V236L209 238L210 235H213V232H209ZM118 231H120L121 233H124L126 235V238H128L127 230H126V233L123 230H119V229L116 230L115 232L117 233ZM182 231L184 232V230L181 229V234L183 233ZM169 232L173 233V232H171V230ZM199 232H200L199 229H198V231L193 230L192 232H186V237L193 242H197V244H198L199 243L198 237H202V236H199ZM216 232H214V234ZM94 233H95V231H94ZM97 233H98L97 236L92 235V237H95V241H96V238L98 236L100 237L99 229H98ZM136 234H133V236L135 237ZM174 234H178V233L176 232ZM174 234H170L173 236V237L172 236L171 237L173 238L174 244H175V242L179 244L180 241L179 242L175 241V240H179V239H177L176 235H174ZM105 235H103V236H105ZM138 235H140V232ZM147 235H149V233L146 234V236ZM219 235H221V232L217 233V235L215 234V236H218V238L221 239V237H219ZM140 236H143V238L145 237L143 234H141ZM174 236L176 237V239ZM180 236L183 237V235H180ZM76 237L77 236H75V239H76ZM89 237H90V235H89ZM105 237H107V236H105ZM108 237H109V235H108ZM212 237H214V235ZM212 237H210V238L212 239ZM77 238H79V237H77ZM138 238H139V236H138ZM208 238H206V240L204 238L203 239H204V241H207ZM210 238H209V240L211 243L212 240ZM147 239H150V238H147ZM220 239H216V242L221 241ZM233 239L234 238H232V240ZM101 240H103V239H101ZM70 241H71V239H70ZM185 241H183V243ZM65 242L66 241H64V243ZM67 242H68V240H67ZM87 242H88V240H87ZM92 242L93 241H91L89 245H91ZM207 242L208 243H203L201 240L199 243V246H200L199 248L202 249L203 244H207V245L209 244V246L212 248V245H210L209 241H207ZM97 243L98 242L96 241V244ZM188 243H190V242H188ZM214 243H215V241H214ZM71 244L73 245L72 242H71ZM106 244H108V243L106 242ZM211 244H213V243H211ZM92 245H93V243H92ZM176 245H173L172 251L176 252V250H174L177 247ZM182 245L183 244L181 242V247H179L180 251H181L180 248L185 247ZM218 245H220V244H218ZM110 246H111V244H110ZM188 246L190 248L191 245H188ZM195 246H197V245L193 244V246L191 247V250ZM214 247H215V245H214ZM221 247H222V245H221ZM71 248H73V247H71ZM196 248H194V252H195ZM207 248H208V246H207ZM82 249H81V251H82ZM212 249L216 251L215 248H212ZM78 250H79V247H78ZM104 250H105V252H104ZM110 250H111V248H110ZM197 250H196V252H198ZM219 250H220V248H219ZM63 251H65L64 253H66V254H64ZM191 253H192V251H191ZM171 254H172V252H171ZM174 254L176 256V253H174ZM185 254H187V253H185ZM199 254L197 253L198 256L201 255V254L200 255ZM206 254H207V251H206ZM206 256H209V255H206ZM189 257H191V256L189 255ZM173 258H174V255H173ZM181 259H183V257ZM194 259L192 258V260H194ZM188 260H189V258L186 261L188 262ZM213 260L214 259H212V261ZM220 260H222V259H220ZM196 261H197V258H196ZM196 261L195 260L194 261L189 260V262H193V263ZM208 261H210V260H208ZM127 262H129V263H127ZM183 262H181V263H183ZM213 263L218 264V263H216V261ZM186 264H191V263H186ZM224 264H226V263H224Z\"/></svg>","mask_w":264,"mask_h":264}]
</instances>
